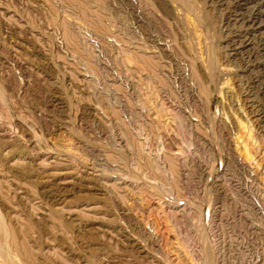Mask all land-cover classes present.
Here are the masks:
<instances>
[{
  "label": "rangeland",
  "instance_id": "obj_1",
  "mask_svg": "<svg viewBox=\"0 0 264 264\" xmlns=\"http://www.w3.org/2000/svg\"><path fill=\"white\" fill-rule=\"evenodd\" d=\"M0 213V264H264V0H0Z\"/></svg>",
  "mask_w": 264,
  "mask_h": 264
},
{
  "label": "bare ground",
  "instance_id": "obj_2",
  "mask_svg": "<svg viewBox=\"0 0 264 264\" xmlns=\"http://www.w3.org/2000/svg\"><path fill=\"white\" fill-rule=\"evenodd\" d=\"M262 12V11H261ZM74 23V22H73ZM260 24H262V23H260ZM152 43V42H151ZM213 54V53H212ZM132 61V60H131ZM135 61V60H134ZM217 63V62H216ZM135 71V70H134ZM166 78V77H165ZM18 129V128H17ZM240 144V143H239ZM259 156V155H258ZM17 160V159H16ZM240 160V159H239ZM248 160V159H247ZM36 161V160H35ZM29 162V161H28ZM250 164V163H249ZM110 166V165H109ZM74 171V170H73ZM171 172V171H170ZM101 176V175H100ZM51 177V176H50ZM50 177H47V179H46V183L47 184H50L49 182H51L52 181V177H53V175H52V177L50 178ZM56 178V177H55ZM57 179V178H56ZM168 181V180H167ZM52 184V183H51ZM116 188V187H115ZM140 189V188H139ZM114 193V192H113ZM116 195V194H115ZM122 194H120V196H121ZM123 198V197H122ZM121 198V199H122ZM127 203V202H126ZM105 206V205H104ZM201 206V205H200ZM64 207V206H63ZM38 218V217H37ZM41 218V217H40ZM113 218V217H112ZM1 219L2 220H4L3 219V215L0 213V232H5V231H3L4 230V228H3V221H1ZM50 219V218H49ZM116 220V219H115ZM5 224V223H4ZM105 229V228H104ZM12 230V229H11ZM7 232V231H6ZM112 233V232H111ZM1 234V233H0ZM4 234V233H3ZM2 234V235H3ZM6 235V234H5ZM139 235V234H138ZM113 236V235H112ZM208 236V235H207ZM2 237V236H1ZM4 238V237H3ZM2 239H0V241H1ZM3 241V240H2ZM8 241V240H7ZM122 241V240H121ZM1 244V243H0ZM22 244V243H21ZM6 245V244H5ZM2 246H3V244H2ZM17 247V246H16ZM113 247V246H112ZM228 247V246H227ZM5 249V248H4ZM7 251V250H6ZM106 252V251H105ZM109 252V251H108ZM7 254V253H6ZM9 257V256H8ZM146 258V257H145ZM104 259V258H103ZM26 262V261H25ZM105 262V261H104ZM215 262V261H214ZM176 263V262H175ZM105 264V263H104ZM107 264H108V262H107ZM113 264V263H112Z\"/></svg>",
  "mask_w": 264,
  "mask_h": 264
}]
</instances>
